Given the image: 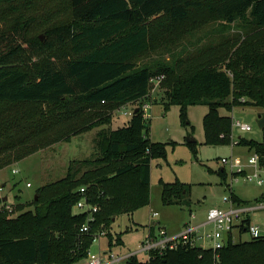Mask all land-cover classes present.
I'll use <instances>...</instances> for the list:
<instances>
[{
  "label": "trees",
  "instance_id": "trees-1",
  "mask_svg": "<svg viewBox=\"0 0 264 264\" xmlns=\"http://www.w3.org/2000/svg\"><path fill=\"white\" fill-rule=\"evenodd\" d=\"M42 1L0 0V169L110 125L114 109L148 100L158 75H165L164 108L179 105L182 123H189V105L208 106L203 124L209 144L229 143L233 118L221 108L252 104L264 111V0H66L45 12L52 22L45 39L30 37L37 18L24 16ZM6 18L11 24L2 28ZM202 27L203 47L176 51L185 33L193 36ZM165 40L177 41V53L166 46L171 61L157 51ZM139 105L125 125L100 130L95 157L72 159L64 177L39 186L32 208L17 204L16 215L0 209V264H75L105 230L108 248L124 244L122 232L111 231L113 222L150 203L152 161L167 159V145L176 143L151 138L143 109L135 112ZM262 131V140L240 136L239 144L264 153ZM195 142L186 144L195 151ZM218 173L227 180L224 168ZM160 183L163 203H185L188 183ZM81 187L99 205L87 234L80 228L88 213L74 211ZM231 195L235 204H248ZM150 235L158 237L153 226ZM148 263L264 264V239L233 241L230 233L216 251L189 239L151 251ZM122 264L144 262L133 254Z\"/></svg>",
  "mask_w": 264,
  "mask_h": 264
},
{
  "label": "rangeland",
  "instance_id": "rangeland-1",
  "mask_svg": "<svg viewBox=\"0 0 264 264\" xmlns=\"http://www.w3.org/2000/svg\"><path fill=\"white\" fill-rule=\"evenodd\" d=\"M64 3H66V0H43L37 8L26 12L24 16L34 13L37 18L30 31V37L42 36L45 39V31L52 23L51 21H46L47 14L45 12L51 8L50 5H63ZM65 7V5L62 6V10ZM9 18H6L7 20L2 28L11 24V19ZM189 24H192V22H189ZM166 35L165 33V37ZM184 37L176 44L178 45L177 52L187 54L196 52L198 48L204 46V28L200 31L197 30L196 33H193V36L191 34L188 36L185 33ZM176 42L171 44L168 43V40H165L164 43L162 41L157 51L163 53V55L165 54L166 56L164 57L167 61H171L172 57L166 46L169 44L172 53H177L175 51L176 45L173 46ZM154 44L155 40H153ZM153 57H157L156 52ZM141 58L143 57L141 56ZM139 63L144 64L145 61H140ZM184 67L176 70L177 73L183 72ZM162 83L156 85L155 82L150 81L151 92L147 98L152 102V106L149 109L151 115L149 118L150 136L156 141H176V143L167 145V159L157 158L152 161L150 203L131 214L120 215L112 224L111 231L113 233L122 232L124 244L112 248V252L120 256L137 252L142 241L150 234V226L154 227L157 234L165 227L168 234L173 235L182 232L190 223L199 224L203 222L206 220L210 208L229 206L228 202L224 201V198L225 196H232L231 191H233V194L236 193L240 196L241 199L248 201V204L255 203L262 195V198H264V185L250 182L241 176H238V180H235L237 174L231 169L230 164L227 163L225 165L222 163L223 157H230L234 161L247 160L251 149L233 142L240 135L253 137L258 140L263 139L262 128L257 123L258 116L263 112V108L252 104L237 106L232 111L221 108L220 112L222 114L231 115L232 118H239L243 122L249 123L252 126V130L245 131L235 126L234 128L232 127L229 135V143L209 144L205 141L203 124V118L208 111V106L205 104L189 105L187 111L189 123L184 124L181 122L179 105H172L169 110H165L164 102L166 100L163 99L165 90ZM155 98L158 100H155ZM140 102L128 103L114 109V121L108 126L117 128L125 125L132 117L131 113L126 112L139 105ZM95 132L96 129H93L75 136L69 142L53 144L0 170V182L6 183L5 186L0 187V197H3L0 209L9 212L10 215H16L17 210L15 208L17 204L24 205V210L32 208L31 203L37 188L64 177L68 164L72 159L95 157ZM192 137L196 140L195 151L186 144L188 139H192ZM221 168H224L227 172L226 181L218 173ZM13 169L18 171L14 172L12 171ZM160 179L168 182L180 179L188 183L191 187L185 203L182 205L163 203ZM27 182H30L31 186H28ZM74 211L80 212L76 205ZM154 211L158 212V214L153 215ZM192 214L195 215L194 218ZM251 217L254 222L263 224L264 208L253 211ZM210 228L211 225H207L205 230ZM205 230L202 228L200 234H204ZM235 234L238 235V231H235ZM240 238L241 240H247L250 238V234L243 232L240 236H237V239ZM196 244L210 246L212 241L209 238H196ZM106 246V236H100L98 240L93 242L90 250L94 254H99ZM137 257L144 264H149L148 252L138 251ZM84 259L82 258L79 261Z\"/></svg>",
  "mask_w": 264,
  "mask_h": 264
},
{
  "label": "built area",
  "instance_id": "built-area-1",
  "mask_svg": "<svg viewBox=\"0 0 264 264\" xmlns=\"http://www.w3.org/2000/svg\"><path fill=\"white\" fill-rule=\"evenodd\" d=\"M164 77L165 75H158L156 77H152L151 81L155 82L156 85H159ZM241 100H245V98H241ZM151 106L152 102L149 99L140 102L139 108L143 109V117L146 119H149L151 116L149 113ZM133 108L126 113L132 114ZM235 126L245 131L252 130V126L249 123L233 117V128ZM239 138L240 137L233 140V142L239 143ZM222 163L225 165L227 163L230 164L231 169L237 174L235 180H238V176H241L245 177L250 182H255L258 185H264V153L253 149L247 156L246 161L243 159L241 161H234L230 157H223ZM13 171L17 172L18 170L13 169ZM27 185L30 186V182H27ZM80 192L82 194V198H80L75 205L81 212L88 213L87 221L80 228V232L82 234H87L91 230V221L95 220L94 215L99 210V205L93 204L89 201L85 187H81ZM224 201L228 202V207L216 206L210 208L206 220L200 224L190 223L182 232L170 235L165 228H162L159 234H157V238H154L149 234L145 240L142 241L138 251L148 252L150 258V252L153 250H161L165 247L173 249L177 246L178 242H186L189 241V239H192V241L196 243V238H209L212 241V244L210 246H205V244L202 246L204 248L212 247L216 251L224 246L228 239V235L230 233L233 235L235 231H238V236L243 232H248L250 234V238L264 239V224L254 222L251 217V213L253 211L264 208V200L256 201L253 204L237 205L233 202L231 196H225ZM153 214L157 215L158 213L154 212ZM192 217L194 218L195 215L192 214ZM207 225H211L209 230H205ZM202 228L205 230L204 234H200ZM100 236H105V231H101L99 234H96L94 241L98 240ZM137 252L120 256L114 254L112 249H106L105 251H101L99 254H94L89 249L86 264H122V261L126 257L137 254Z\"/></svg>",
  "mask_w": 264,
  "mask_h": 264
},
{
  "label": "crops",
  "instance_id": "crops-1",
  "mask_svg": "<svg viewBox=\"0 0 264 264\" xmlns=\"http://www.w3.org/2000/svg\"><path fill=\"white\" fill-rule=\"evenodd\" d=\"M151 92V91H150ZM157 98H155V100H156ZM158 100V99H157ZM126 112V111H125ZM264 112V111H263ZM262 112V113H263ZM261 114V113H260ZM130 120V119H129ZM128 120V121H129ZM114 121V117H113V120H112V122ZM112 124V123H111ZM105 127H110V126H108V125H101V126H96V127H93L92 129H90V130H88V131H91V130H93V129H96V136H95V138H94V142H95V140H96V138L98 137V134H99V132H100V130L101 129H103V128H105ZM112 128V127H111ZM88 131H85V132H88ZM85 132H80V133H77V134H74V135H72L71 136V138L70 139H62V140H59L57 143H59V142H69V141H71L75 136H77V135H80V134H82V133H85ZM240 136H242V137H246V136H243V135H240ZM239 136V137H240ZM247 138H253V137H247ZM255 139V138H254ZM258 140V139H257ZM54 144H56V143H54ZM48 147V146H47ZM47 147H43V148H40V149H38L37 151H35V152H33V153H30V154H28L27 156H25L24 158H27V157H29V156H32L33 154H35V153H37V152H40L41 150H43L44 148H47ZM252 150V149H251ZM82 159H84V158H82ZM10 165V164H9ZM8 166V165H7ZM3 169V168H2ZM2 169H0V170H2ZM13 171V170H12ZM5 182H3V181H1L0 182V187L2 188L3 186H5ZM31 186V185H30ZM240 197V196H239ZM154 212H156V211H154ZM202 223V222H201ZM200 224V223H199ZM264 224V223H263ZM165 228V227H164ZM166 229V228H165ZM237 236L238 235H236L235 234V232L233 233V237H234V239H233V241H240L241 240V238L240 239H237ZM240 236V235H239ZM108 248V246H106V247H104V249H103V251H105L106 249ZM101 253V252H100ZM86 261H87V258L85 257V259L84 260H81V261H78V262H76L75 264H85L86 263Z\"/></svg>",
  "mask_w": 264,
  "mask_h": 264
},
{
  "label": "water",
  "instance_id": "water-1",
  "mask_svg": "<svg viewBox=\"0 0 264 264\" xmlns=\"http://www.w3.org/2000/svg\"><path fill=\"white\" fill-rule=\"evenodd\" d=\"M41 37H42V36H41ZM42 38H43V37H42ZM138 110H139V107H137V108L135 109V112L138 111ZM257 123H258V125H259L261 128L264 127V112L261 113V114H259L258 119H257ZM192 140H194V139H188V141H192ZM36 197H37V196H36Z\"/></svg>",
  "mask_w": 264,
  "mask_h": 264
}]
</instances>
